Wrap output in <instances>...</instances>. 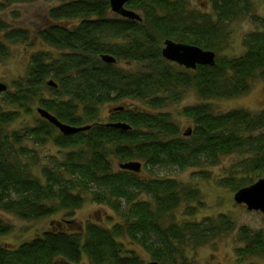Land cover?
I'll use <instances>...</instances> for the list:
<instances>
[{
  "label": "trees",
  "instance_id": "1",
  "mask_svg": "<svg viewBox=\"0 0 264 264\" xmlns=\"http://www.w3.org/2000/svg\"><path fill=\"white\" fill-rule=\"evenodd\" d=\"M35 1L3 0L0 11L6 4ZM206 2L211 13L191 8L186 0H131L125 7L139 14L140 21L115 14L108 0H63L49 8L46 23L33 38L58 54L32 53L26 75L2 95L12 108L0 110V210L27 222L64 212L72 217L87 193L121 222L109 229L87 223L76 230V223L64 219L32 241L0 246V264H80L83 257L89 264H146L126 250L123 238L141 246L151 262L191 264L186 247L196 249L234 230L223 214L201 221H170L177 208L198 200V191L172 179L141 177L121 168L114 172L110 159L138 160L149 170H184L242 154L246 157L238 164L245 173H264V110L214 114L209 103L189 105L181 110L191 126L184 134L168 113L154 112L178 103L189 91L202 101L231 99L248 93L256 81L264 82V17L252 16L261 29L244 36L241 55H218L229 34L228 24L250 15L252 0ZM30 40L27 30L11 29L0 18V60L10 57V44ZM166 40L212 51L215 63L187 69L170 62L162 56ZM102 55L114 57L116 63L103 62ZM121 62L138 64L140 69L128 71L119 66ZM51 80L56 88L48 85ZM124 100L143 106L115 107L113 123L97 122L102 106ZM34 105L64 124L90 129L65 136L35 111L33 125L9 130L22 112L32 114ZM114 123L130 129L114 128L110 125ZM26 140L37 146L51 142L65 151L64 156L41 165L39 154L23 146ZM251 183L249 178L231 176L221 185L237 192ZM188 210L185 215L193 216ZM12 230L0 220V236ZM239 233L244 244L236 251L239 261H264V232L241 228Z\"/></svg>",
  "mask_w": 264,
  "mask_h": 264
},
{
  "label": "rangeland",
  "instance_id": "2",
  "mask_svg": "<svg viewBox=\"0 0 264 264\" xmlns=\"http://www.w3.org/2000/svg\"><path fill=\"white\" fill-rule=\"evenodd\" d=\"M186 1L193 9H198L204 13H211V7L206 0ZM62 2L63 0H38L31 3L6 4L5 9L0 11V18L5 21L7 26L11 29L27 30L31 36V40L27 43L10 44V57L6 60H0V84L6 86L5 92L13 90V82L26 75L32 53L45 51L53 53L52 55L58 54L56 50L40 43L39 40L33 37L37 28L46 23V13L49 8ZM252 2L254 9L250 15L242 16L228 24L229 34L223 44V50L218 52L220 57L241 55L244 51V36L247 33L261 29L258 23L254 22L252 16L264 17V0H252ZM119 66L132 72L140 69V65L138 64H125L121 62ZM5 92L0 93V110H9L12 108L11 106H7L2 99V95ZM44 95L49 97L47 92H44ZM201 102L209 103L212 106L214 114H224L233 110H247L252 113H259L264 110V82L256 81L248 93L231 99L202 101L194 91H189L178 103L170 104L160 111L154 112L168 113L172 121L179 125L181 133L184 134L191 126L188 120L181 114V110L186 106L196 105ZM133 105L143 106L141 103L132 100L104 105L100 108L97 122H109L111 112L115 107L125 106L130 108ZM36 107L37 105L32 107V114L22 112L21 118L15 124L11 125L9 130H19L25 128V126L33 125L35 123ZM23 146L33 151V153L39 154L41 165H48L49 160L53 157L61 160L65 153V151H61L51 142L37 146L34 142L26 140L23 142ZM245 157L242 154L224 156L220 158L216 165L205 164L184 170L173 167H159L149 170L145 168L143 162L138 160L134 161L141 163V170L139 171L141 177L172 179L198 191V200L181 205L169 217L170 221L174 220L178 223L193 220L201 221L206 218H216L223 214L233 222L234 230L221 238L215 239L196 249L186 247L185 254L189 263L264 264V261L258 258H248L247 260L239 261L236 254V251L244 246L239 233L240 229L247 228L254 232H264V215L260 212L247 211L244 206L234 201L236 191L228 186L221 185L222 181L231 176L236 179L249 178L252 183H255L264 175V173H255L252 175L245 173L238 164ZM110 159L114 172L120 170L121 164L127 163L120 162L114 156ZM84 197L83 205L80 209L74 211L72 217H67L64 212L42 220L27 222L20 220L11 213L0 210V220L11 224L13 227L11 233L0 236V246L16 247L24 242L32 241L44 232L55 230L56 224H61L64 219L72 220L76 223L74 226L76 230H80L87 223L98 224L109 229L114 224L121 222L120 217L109 207L93 201L92 195L86 193ZM141 199L146 200L147 197L142 195ZM188 209L193 211V216L185 215ZM120 241L124 244L126 250L133 251L144 262L149 263L152 261V258L141 246L127 238H123ZM80 264H89V261L86 257H83Z\"/></svg>",
  "mask_w": 264,
  "mask_h": 264
},
{
  "label": "water",
  "instance_id": "3",
  "mask_svg": "<svg viewBox=\"0 0 264 264\" xmlns=\"http://www.w3.org/2000/svg\"><path fill=\"white\" fill-rule=\"evenodd\" d=\"M131 0H108L112 12L119 16L131 20H141V17L136 12L127 9L125 6ZM169 1V0H167ZM162 56L170 61L177 63L180 66H184L187 69H195L198 65L213 66L215 63V53L212 51H205L201 48L193 45L179 44L171 40H166L162 48ZM103 62L108 64L116 63V59L110 55H102ZM48 85L56 88L57 84L51 80ZM6 90V86L0 84V93ZM120 110V109H115ZM36 112L39 116L49 123L54 125L62 134L70 136L80 132H85L90 129V126L86 127H73L60 122L54 115L44 110L43 108H37ZM114 128L130 129V126L122 123L110 124ZM121 169L139 172L141 170V163L128 162L120 165ZM234 201L239 205H244L249 212H260L264 215V175L258 179L255 183L244 187L237 191L234 195ZM146 264H159L157 262H149Z\"/></svg>",
  "mask_w": 264,
  "mask_h": 264
},
{
  "label": "flooded vegetation",
  "instance_id": "4",
  "mask_svg": "<svg viewBox=\"0 0 264 264\" xmlns=\"http://www.w3.org/2000/svg\"><path fill=\"white\" fill-rule=\"evenodd\" d=\"M164 44V43H163ZM113 117H114V113L111 112V116H110V121L107 122V123H113L112 120H113Z\"/></svg>",
  "mask_w": 264,
  "mask_h": 264
}]
</instances>
